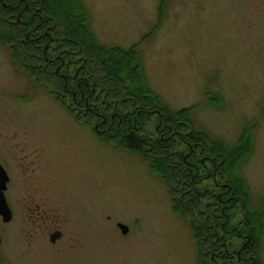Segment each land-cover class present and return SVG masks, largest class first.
<instances>
[{
	"label": "rangeland",
	"instance_id": "374dc122",
	"mask_svg": "<svg viewBox=\"0 0 264 264\" xmlns=\"http://www.w3.org/2000/svg\"><path fill=\"white\" fill-rule=\"evenodd\" d=\"M83 1L101 44H140L150 86L170 107L200 104L193 117L201 129L234 144L257 124L243 167L257 204L264 195V0H166L160 25L162 0ZM209 94L223 101L212 105ZM22 134L65 152L81 206L103 208L105 225L130 226L129 264H198L190 224L173 211L165 183L138 155L100 142L48 89L17 71L0 45V152ZM9 163L18 181L12 157ZM123 251L117 264L127 259ZM261 256L264 262V241Z\"/></svg>",
	"mask_w": 264,
	"mask_h": 264
},
{
	"label": "trees",
	"instance_id": "16d2710c",
	"mask_svg": "<svg viewBox=\"0 0 264 264\" xmlns=\"http://www.w3.org/2000/svg\"><path fill=\"white\" fill-rule=\"evenodd\" d=\"M0 45L79 124L138 155L165 183L173 211L190 224L198 264H264V195L255 204L243 174L257 124L229 144L197 125L200 104L170 107L150 86L140 44H101L83 0H0Z\"/></svg>",
	"mask_w": 264,
	"mask_h": 264
},
{
	"label": "flooded vegetation",
	"instance_id": "af4514ba",
	"mask_svg": "<svg viewBox=\"0 0 264 264\" xmlns=\"http://www.w3.org/2000/svg\"><path fill=\"white\" fill-rule=\"evenodd\" d=\"M17 140L3 143L0 152L8 178L7 206L0 207V264H117L119 247L129 264L130 226L123 233L119 223L103 224V208L81 206L65 152L31 143L25 134Z\"/></svg>",
	"mask_w": 264,
	"mask_h": 264
},
{
	"label": "water",
	"instance_id": "95a60500",
	"mask_svg": "<svg viewBox=\"0 0 264 264\" xmlns=\"http://www.w3.org/2000/svg\"><path fill=\"white\" fill-rule=\"evenodd\" d=\"M8 181L7 175L3 167L0 165V207H6L7 203L5 200V196L3 194V190L6 188V183ZM121 230L123 233L128 232V228L125 225H120Z\"/></svg>",
	"mask_w": 264,
	"mask_h": 264
}]
</instances>
